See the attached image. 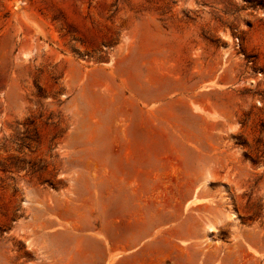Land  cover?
I'll return each instance as SVG.
<instances>
[{
	"label": "rangeland",
	"instance_id": "1",
	"mask_svg": "<svg viewBox=\"0 0 264 264\" xmlns=\"http://www.w3.org/2000/svg\"><path fill=\"white\" fill-rule=\"evenodd\" d=\"M0 264H264V0H0Z\"/></svg>",
	"mask_w": 264,
	"mask_h": 264
}]
</instances>
